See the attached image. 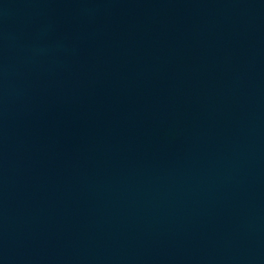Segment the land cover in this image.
<instances>
[{
    "label": "water",
    "instance_id": "1",
    "mask_svg": "<svg viewBox=\"0 0 264 264\" xmlns=\"http://www.w3.org/2000/svg\"><path fill=\"white\" fill-rule=\"evenodd\" d=\"M0 264H264V0H0Z\"/></svg>",
    "mask_w": 264,
    "mask_h": 264
}]
</instances>
